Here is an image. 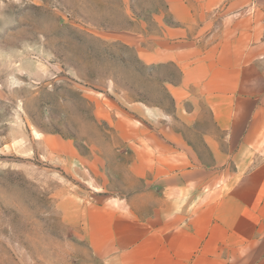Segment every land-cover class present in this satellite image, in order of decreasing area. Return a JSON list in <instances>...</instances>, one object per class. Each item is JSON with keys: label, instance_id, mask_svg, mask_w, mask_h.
Segmentation results:
<instances>
[{"label": "crops", "instance_id": "0c3cea01", "mask_svg": "<svg viewBox=\"0 0 264 264\" xmlns=\"http://www.w3.org/2000/svg\"><path fill=\"white\" fill-rule=\"evenodd\" d=\"M159 4L124 39L175 68L171 105L123 110L125 190L81 239L101 264H264V0Z\"/></svg>", "mask_w": 264, "mask_h": 264}, {"label": "rangeland", "instance_id": "374dc122", "mask_svg": "<svg viewBox=\"0 0 264 264\" xmlns=\"http://www.w3.org/2000/svg\"><path fill=\"white\" fill-rule=\"evenodd\" d=\"M156 6L0 0V264H101L80 216L125 190L115 122L134 102L171 105L175 68L144 64L124 39Z\"/></svg>", "mask_w": 264, "mask_h": 264}]
</instances>
